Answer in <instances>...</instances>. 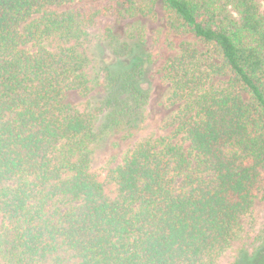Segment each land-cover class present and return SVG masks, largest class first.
Returning <instances> with one entry per match:
<instances>
[{"label": "trees", "instance_id": "trees-1", "mask_svg": "<svg viewBox=\"0 0 264 264\" xmlns=\"http://www.w3.org/2000/svg\"><path fill=\"white\" fill-rule=\"evenodd\" d=\"M158 2L206 51L184 40L162 68L171 134L95 168L94 144L141 128L151 100L142 44L114 24ZM91 36L114 53L95 77ZM70 90L101 93L103 116ZM261 195L264 0H0V264H242L264 248V212L243 223Z\"/></svg>", "mask_w": 264, "mask_h": 264}, {"label": "rangeland", "instance_id": "rangeland-1", "mask_svg": "<svg viewBox=\"0 0 264 264\" xmlns=\"http://www.w3.org/2000/svg\"><path fill=\"white\" fill-rule=\"evenodd\" d=\"M140 1V0H139ZM140 13L133 16H124L114 24V31L122 41L141 42L147 67V75L144 81L151 92L149 115L142 127L137 131H125L115 129L94 144L93 166L101 170H108L117 166L124 152L132 148L136 142L146 137H155L171 134L178 120L180 104H173L168 99L171 94V84L163 78L161 73L166 62L179 53L180 44L188 40L196 44L200 51H206V47L193 36H180L170 32L168 28L169 12L162 2H158L153 12ZM132 38V37H131ZM89 47L95 55V66L90 69L92 77L99 73L102 62L113 58L111 46L96 42V37L91 36ZM114 50V49H113ZM104 96L98 91H93L83 96L76 90H70L65 94L66 103L80 108L89 107L100 116V106ZM264 212V195L255 201L252 213L243 220L245 233L254 235L262 225ZM242 242V241H239ZM235 242L227 251L225 259H231L241 243ZM252 250V249H251ZM256 257V258H254ZM256 264H264V248L255 255V252L245 253L242 264H250L254 260Z\"/></svg>", "mask_w": 264, "mask_h": 264}]
</instances>
